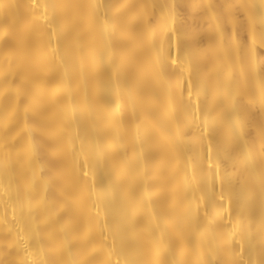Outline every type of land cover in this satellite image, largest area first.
Listing matches in <instances>:
<instances>
[{
	"label": "bare ground",
	"instance_id": "6f19581e",
	"mask_svg": "<svg viewBox=\"0 0 264 264\" xmlns=\"http://www.w3.org/2000/svg\"><path fill=\"white\" fill-rule=\"evenodd\" d=\"M0 264H264V0H0Z\"/></svg>",
	"mask_w": 264,
	"mask_h": 264
}]
</instances>
